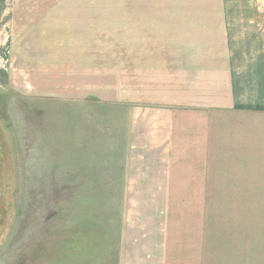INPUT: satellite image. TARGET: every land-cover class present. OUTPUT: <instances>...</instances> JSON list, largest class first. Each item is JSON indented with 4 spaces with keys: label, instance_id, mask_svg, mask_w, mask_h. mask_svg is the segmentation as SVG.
Returning a JSON list of instances; mask_svg holds the SVG:
<instances>
[{
    "label": "crops",
    "instance_id": "obj_1",
    "mask_svg": "<svg viewBox=\"0 0 264 264\" xmlns=\"http://www.w3.org/2000/svg\"><path fill=\"white\" fill-rule=\"evenodd\" d=\"M34 5H45V12L34 13ZM263 5L264 0H0L3 20L31 23L25 28L29 37L68 42L83 35L94 43L117 38L118 50L129 53V61L113 67L121 70L115 80L114 69L107 78L100 70L101 49L87 51L93 78L88 74L86 86L65 99L97 114L101 107L129 110V197L148 198L228 195L213 193L215 180L232 186L261 172L255 166L264 164ZM93 133L92 145H68L78 156L67 151L61 161L68 169L79 164L78 172L94 179L92 192L101 165L96 127ZM155 202L143 212L162 213ZM206 215L205 222L186 227L185 252L192 257L207 253L197 233L210 228ZM158 221L149 218L146 224ZM183 225L177 219L160 228L163 245L168 248L171 238L178 259ZM158 228L129 233V264H168L154 256Z\"/></svg>",
    "mask_w": 264,
    "mask_h": 264
},
{
    "label": "rangeland",
    "instance_id": "obj_2",
    "mask_svg": "<svg viewBox=\"0 0 264 264\" xmlns=\"http://www.w3.org/2000/svg\"><path fill=\"white\" fill-rule=\"evenodd\" d=\"M34 7V13L46 9L45 5ZM4 17L0 6V110L7 127L1 133L6 131L10 162L0 159V211L4 212L0 219L6 226L0 227V264H129V233L147 227H159L161 239L154 241L160 246L154 254L159 262L264 264V164L255 166L261 172L247 174L242 184L215 180L213 193L228 195L129 197L125 140L129 110L101 107L97 114L96 108L90 112L89 105L65 99L86 86L88 74L93 78V70L85 64L91 55L87 51L101 49L100 70L107 78L114 69L115 80L121 72L115 69L118 61H129V53L118 50L122 47L117 46V38H96L94 43L83 35L68 42L29 37L25 28H30V22L5 21ZM94 127L96 147H101L95 195L89 188L94 179L81 175L79 164L68 169L61 162L67 151L78 156L79 151L70 150L71 144L83 145L81 149L93 144ZM4 178L16 179L17 190L7 189ZM151 199H156L162 213L143 212ZM172 207L181 213H172ZM205 215L210 228L197 233L207 253L192 257L185 252V230L193 222H205ZM149 218L159 220L160 226L159 221L146 224ZM177 219L184 222L180 259L177 253L172 256L171 238L167 248L161 234L166 222Z\"/></svg>",
    "mask_w": 264,
    "mask_h": 264
},
{
    "label": "trees",
    "instance_id": "obj_3",
    "mask_svg": "<svg viewBox=\"0 0 264 264\" xmlns=\"http://www.w3.org/2000/svg\"><path fill=\"white\" fill-rule=\"evenodd\" d=\"M14 95H17V94H14ZM1 128H7L6 125H5V122H4V119H3V115H2V112L0 110V159H2V161H4L5 159L8 161V163L10 164L9 160H8V145L6 144L7 139L5 137L6 135V131H5V134L3 132V134L1 133ZM4 130V129H3ZM7 157V158H6ZM13 168V164L11 166ZM5 179V178H4ZM5 186L7 185V189L9 188H13L14 190H17V186H16V179H5ZM4 204V203H3ZM6 212V211H5ZM4 216V212L3 211H0V218ZM0 227L3 228V230L5 229V222L4 220H1L0 219Z\"/></svg>",
    "mask_w": 264,
    "mask_h": 264
},
{
    "label": "flooded vegetation",
    "instance_id": "obj_4",
    "mask_svg": "<svg viewBox=\"0 0 264 264\" xmlns=\"http://www.w3.org/2000/svg\"><path fill=\"white\" fill-rule=\"evenodd\" d=\"M2 207V206H1Z\"/></svg>",
    "mask_w": 264,
    "mask_h": 264
}]
</instances>
